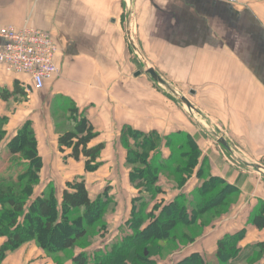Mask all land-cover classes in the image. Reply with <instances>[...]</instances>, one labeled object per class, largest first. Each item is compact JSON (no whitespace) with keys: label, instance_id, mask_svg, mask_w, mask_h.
Segmentation results:
<instances>
[{"label":"crops","instance_id":"crops-1","mask_svg":"<svg viewBox=\"0 0 264 264\" xmlns=\"http://www.w3.org/2000/svg\"><path fill=\"white\" fill-rule=\"evenodd\" d=\"M23 26L48 33L57 47L58 74L39 91L26 92V78L0 66V91L18 87L25 93L0 97L5 136L12 138L30 122L42 161L32 200L50 187L60 202L67 183L81 178L91 201L106 196L115 206L108 229L114 237L136 196L128 188L125 129L155 131L162 138L190 136L201 152L199 163L209 161L211 174L235 191L226 213L169 264L193 253L218 264L217 242L237 234H242L239 253L231 263L264 264V229L251 223L264 203V0H0V28ZM140 56L179 99L139 71ZM19 97L23 102L14 101ZM72 104L97 134L90 147L103 145L94 172L58 149L61 129L53 116L65 118ZM63 121L62 130L70 129ZM161 155L167 158L166 151ZM200 185L191 177L171 197L188 196ZM4 242L0 236V249ZM54 263L33 242L0 259V264Z\"/></svg>","mask_w":264,"mask_h":264},{"label":"trees","instance_id":"trees-1","mask_svg":"<svg viewBox=\"0 0 264 264\" xmlns=\"http://www.w3.org/2000/svg\"><path fill=\"white\" fill-rule=\"evenodd\" d=\"M15 95L25 97V93L18 87L12 92L4 89L0 91L3 100ZM65 114L63 122L70 124V129L63 131V123H55L56 127L61 129L58 149L60 153L69 150L67 157L76 162L83 160L85 171L94 172L99 167L97 160L103 145L90 147L97 134L73 104L68 106ZM6 121V117H0V144L6 135L2 125ZM177 138L178 136L162 138L155 131L142 133L125 129L122 141L126 150L125 166L129 168L130 181L138 189V197L132 201L129 218L120 229L121 240L112 244L105 242L100 247L106 248L105 253H96L92 249V255L95 253L94 258L85 252L74 255L71 259L73 264H155L152 258L162 251L160 242L173 241V234L175 235L180 228L202 229L205 227L203 216L206 213L212 215L211 220L205 222L210 223L228 208L230 203L226 200L235 189L220 177L213 176L210 167L208 178L203 182L201 175L203 170L198 166L201 152L197 144L190 136ZM132 141L133 147H129L128 143ZM162 141L165 144L164 149L169 150L170 156L166 162L152 165L148 158L154 160L153 155L160 150ZM6 146L11 156H20L23 161L21 165L25 170L14 179L12 176L0 178V236L5 238L0 249V259L7 252L15 251L31 241L48 255L60 254L78 247L77 244L81 240L89 237L93 226L103 219L111 201L106 199V196L91 201L85 182L81 178L67 183L60 202L57 201L53 188L45 189L39 197L32 200L34 188L39 183L42 161L37 152L31 123L26 122ZM161 151L158 152L159 156ZM195 170L196 178L202 181L198 189L188 196L178 194L164 206L156 204L146 213L147 217L143 216V210H140L145 203L143 196H146L147 192L150 194V202L154 200V196L160 191L158 187L160 173L170 172L173 177L177 176L178 187L182 188ZM140 181H144L142 186L139 185ZM151 189L154 190L150 191ZM104 194L106 195V190ZM61 215L78 218L72 223H66L61 221ZM251 223L259 230L264 229V203H261L251 216ZM124 228H128L131 233L124 234ZM180 237L185 239L187 244L193 243L194 238L185 232H181ZM241 237L242 234L228 235L217 242L218 264H232L231 261L238 257L236 246ZM57 239L60 240L57 242ZM176 264L206 263L200 254L193 253Z\"/></svg>","mask_w":264,"mask_h":264},{"label":"rangeland","instance_id":"rangeland-1","mask_svg":"<svg viewBox=\"0 0 264 264\" xmlns=\"http://www.w3.org/2000/svg\"><path fill=\"white\" fill-rule=\"evenodd\" d=\"M134 57L135 58L137 57L136 54H135ZM143 62L144 61L142 60V58L140 56L139 57V60H138V66H137V68L139 69V71L145 73V69L148 66L146 65L147 67H145L144 64H143ZM150 80H152L154 83H156L152 78ZM156 84H158V83H156ZM157 87L160 90H162L163 92H165L167 94V96H170L171 98L179 99V97L181 96L176 91H175V94L171 93L168 89H166L165 87H163L161 85H157ZM23 100H24V98H20V97L14 99L15 102L20 101V103L23 102ZM57 113H58V111H57ZM58 114H55V116H53V122L54 123H60L61 120H64V118H62V116H60V115L58 116ZM6 122H3L2 125L5 126V123ZM3 130H4V127H3ZM210 131L211 130L208 129V131H206V133L208 135H210ZM10 139L9 138H6V136H5V137H3V141L0 144V178L12 176V178L14 179L15 177L19 176L25 170V168L23 167V165H21L23 161H21L20 156L19 155H14V156L12 155L11 156L7 152V146L6 145L10 141ZM177 139H179V137ZM128 144H129L128 145L129 147H133L132 145L134 143L132 141V143L130 142ZM164 145H165L164 144V141H162V145H161V148H160L159 151H161V150L164 149ZM67 151H69V150H67ZM164 151H166L167 158H165V159L162 158V155L159 156L158 155V152H157V153H154V155H153L154 160L153 159L150 160L151 158H148V162L150 161V164L155 165V166L158 165L160 162H166L168 160L169 156H170V152H169L168 149H164ZM81 161L83 162V160H81ZM202 162H200L198 164V166H201V168L203 170L202 173H201V175L203 177V182H204L208 178L207 173L209 171L210 165H209V161H207L206 159L203 160ZM83 165H84V162H83ZM125 169L127 171H129V168H127L126 166H125ZM263 170H264V166H263ZM194 176L196 177V173H193V175L191 177H194ZM176 177L177 176H174L173 177L170 172H162V173L159 174L158 187H160V191L154 196L155 197L154 200L152 202H150V199H151L149 197L150 194L147 193V192L145 193L146 196H143V197H145L144 198V202L145 203H144V206L140 207V210H143V216L147 217L146 216L147 215L146 213L147 212H150L153 209L154 205L157 204L159 206L160 205H163L164 206L169 201H171V200L174 199L171 196L173 195V193H175V191H177V190L180 189L178 187V183H177V181H178L179 178H176ZM191 177L187 181H189L191 179ZM128 180H129V182H128L129 183V187L128 188L131 187L132 189L135 190L136 196L134 197V199H136L138 197V193H137L138 192V189H136V187L134 186V184L130 181L129 174H128ZM139 183H140L139 185L142 186L144 184V181L143 182L140 181ZM201 183H202V181H201ZM131 188H130V191H131ZM217 189H219V188H216V190ZM152 190H154V189H151L150 191H152ZM167 191L169 193H167ZM226 201L228 202L229 201V198ZM137 207H139V206L137 205ZM227 209L226 208L224 209L223 213L220 215L221 217H222L223 214L226 213ZM114 217H116L115 206L114 205H110V206L107 207V213L104 215L103 219H101L100 222H98L97 224H95L93 226L92 230L89 232V237H87V239L81 240L77 244L78 247H75L74 249H71V250H68V251L60 252V254H55V255L54 254L53 255H48L47 253H45V254L48 255L50 258L53 257V260L55 262H57V264H73L72 263V260H71L72 259V256L77 255V254H80L82 252L89 253L90 255H92V252L93 251H91V250L93 249V250L96 251V253L97 252L98 253H100V252L101 253H105L106 252V248L105 247H103L102 249L100 248V247H102L105 244V242H107L108 244H112L113 242L116 243V242H119L121 240V237H122L121 231L118 233V235H117L116 238L113 237L112 235L110 236L111 233L108 232V229L110 228L111 220H113ZM211 217H212L211 213H206L203 216V221H204L203 226H205V227L211 226L210 224L212 223V221L214 219H218L219 218V217L213 218L210 223L209 222L208 223H205L209 219L211 220ZM77 218H78V216H65V217L62 216V215L60 216L61 221L66 222V223H72L73 220L74 219H77ZM200 226H201V222H200ZM205 227H203V228H205ZM202 229L196 230V227H190L187 230L184 229V228H180L179 231L175 233V235L173 234V238H174L173 241H171V242L167 241V243H165V242H160L159 243L160 246H161L162 251L160 252V254H158V256H154L152 258V260L155 261V264H169V260L172 257H174L176 255H179L180 253H182L185 250V248L188 245H191V244H193L196 241V239L198 237L197 234ZM123 232H124V234L125 233H127V234L131 233V231L128 230V228L127 229L124 228L123 229ZM181 232H185V233H187V235L189 237H193L194 238L193 243H191V244L185 243V241H184L185 239H181V237H180ZM174 236H176V237H174ZM58 240H60V239H57L56 241L58 242ZM31 242H33V241H31ZM27 243H29V242H27ZM94 254L95 253H93L92 258H94Z\"/></svg>","mask_w":264,"mask_h":264},{"label":"built area","instance_id":"built-area-1","mask_svg":"<svg viewBox=\"0 0 264 264\" xmlns=\"http://www.w3.org/2000/svg\"><path fill=\"white\" fill-rule=\"evenodd\" d=\"M221 1L229 4L239 2ZM56 53L53 38L44 31L28 26L0 28V66L8 73L24 76L26 92L43 89L47 81L57 76Z\"/></svg>","mask_w":264,"mask_h":264},{"label":"water","instance_id":"water-1","mask_svg":"<svg viewBox=\"0 0 264 264\" xmlns=\"http://www.w3.org/2000/svg\"><path fill=\"white\" fill-rule=\"evenodd\" d=\"M146 74H148L156 83L159 85L165 87L166 89H170L169 86L157 75V73L150 67L146 68ZM139 73H136V76H138Z\"/></svg>","mask_w":264,"mask_h":264}]
</instances>
